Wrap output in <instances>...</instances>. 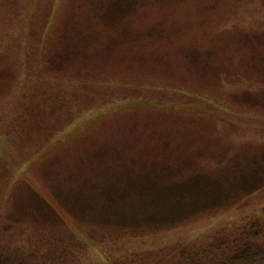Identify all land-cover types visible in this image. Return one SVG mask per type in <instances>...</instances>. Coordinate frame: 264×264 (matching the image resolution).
Returning <instances> with one entry per match:
<instances>
[{
    "label": "rangeland",
    "instance_id": "374dc122",
    "mask_svg": "<svg viewBox=\"0 0 264 264\" xmlns=\"http://www.w3.org/2000/svg\"><path fill=\"white\" fill-rule=\"evenodd\" d=\"M8 159L0 264L264 220V0H0Z\"/></svg>",
    "mask_w": 264,
    "mask_h": 264
},
{
    "label": "trees",
    "instance_id": "16d2710c",
    "mask_svg": "<svg viewBox=\"0 0 264 264\" xmlns=\"http://www.w3.org/2000/svg\"><path fill=\"white\" fill-rule=\"evenodd\" d=\"M13 161L0 162V182L11 175ZM259 223L264 220L250 219L240 226L215 230L192 243L120 255L105 264H264V238L259 234L263 227Z\"/></svg>",
    "mask_w": 264,
    "mask_h": 264
}]
</instances>
